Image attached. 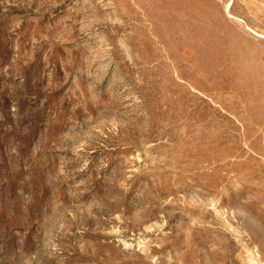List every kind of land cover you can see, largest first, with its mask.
I'll return each mask as SVG.
<instances>
[{
	"label": "rangeland",
	"instance_id": "obj_1",
	"mask_svg": "<svg viewBox=\"0 0 264 264\" xmlns=\"http://www.w3.org/2000/svg\"><path fill=\"white\" fill-rule=\"evenodd\" d=\"M0 264H264V0H0Z\"/></svg>",
	"mask_w": 264,
	"mask_h": 264
}]
</instances>
